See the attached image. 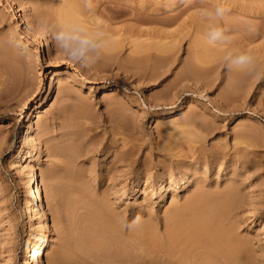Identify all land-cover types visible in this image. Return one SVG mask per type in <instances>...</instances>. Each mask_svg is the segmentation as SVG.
Segmentation results:
<instances>
[{"label":"rangeland","instance_id":"rangeland-1","mask_svg":"<svg viewBox=\"0 0 264 264\" xmlns=\"http://www.w3.org/2000/svg\"><path fill=\"white\" fill-rule=\"evenodd\" d=\"M66 1L0 0V264H34L27 245L44 264H144L139 242L197 191L241 264H264V76L224 65L250 52L264 70V0ZM217 3L227 44L199 17ZM42 17L106 23L102 62L70 63ZM28 168L44 215L26 212Z\"/></svg>","mask_w":264,"mask_h":264},{"label":"bare ground","instance_id":"bare-ground-1","mask_svg":"<svg viewBox=\"0 0 264 264\" xmlns=\"http://www.w3.org/2000/svg\"><path fill=\"white\" fill-rule=\"evenodd\" d=\"M74 2L75 0H67L62 12H71ZM45 45L47 42L43 41L40 47ZM79 111L83 112V108L80 107ZM18 164L21 169L24 168L21 162ZM37 182L32 169H26L21 184L25 208L28 213L44 215ZM201 194L197 191L183 204H173L167 214L163 237L149 236L150 239L139 242L146 252L144 264H241L244 246L229 239L227 234L230 233L221 228L216 214L206 207ZM138 228L144 232V227ZM46 230L48 231L47 225ZM223 233L226 235L223 236ZM33 248L34 245L26 246V256L32 257L34 264H44L43 254L40 251L35 253Z\"/></svg>","mask_w":264,"mask_h":264},{"label":"clouds","instance_id":"clouds-1","mask_svg":"<svg viewBox=\"0 0 264 264\" xmlns=\"http://www.w3.org/2000/svg\"><path fill=\"white\" fill-rule=\"evenodd\" d=\"M85 3L91 8V0H85ZM230 11L231 9L224 3L199 9V17L209 21L212 25L208 33L210 43L227 44L232 41L233 37L229 34V29L221 24ZM37 23L45 31H50L52 40L64 54L65 59L82 68L90 69L102 62L111 44V38L107 34V24L99 20L96 21L95 26H89L80 21L52 23L43 17ZM8 43L11 46H16L18 40L16 37H9ZM224 65L229 72L241 71L256 79L264 76V70L259 68L250 52L229 53L224 57Z\"/></svg>","mask_w":264,"mask_h":264}]
</instances>
